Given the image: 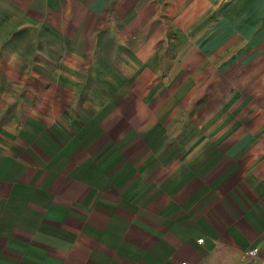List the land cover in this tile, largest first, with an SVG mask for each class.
Segmentation results:
<instances>
[{"label": "crops", "instance_id": "0c3cea01", "mask_svg": "<svg viewBox=\"0 0 264 264\" xmlns=\"http://www.w3.org/2000/svg\"><path fill=\"white\" fill-rule=\"evenodd\" d=\"M184 263L264 264V20L0 0V264Z\"/></svg>", "mask_w": 264, "mask_h": 264}, {"label": "snow or ice", "instance_id": "6c2138e0", "mask_svg": "<svg viewBox=\"0 0 264 264\" xmlns=\"http://www.w3.org/2000/svg\"><path fill=\"white\" fill-rule=\"evenodd\" d=\"M241 5V11L246 13L250 20L259 22L264 20V0H235Z\"/></svg>", "mask_w": 264, "mask_h": 264}, {"label": "built area", "instance_id": "2783aa9c", "mask_svg": "<svg viewBox=\"0 0 264 264\" xmlns=\"http://www.w3.org/2000/svg\"><path fill=\"white\" fill-rule=\"evenodd\" d=\"M199 242L202 243L203 240L201 239V240H199ZM257 255H258V250L257 249H254L251 252H249V256L252 257V258H255ZM184 264H186V263H184Z\"/></svg>", "mask_w": 264, "mask_h": 264}]
</instances>
